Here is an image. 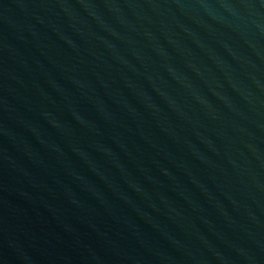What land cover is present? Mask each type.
Listing matches in <instances>:
<instances>
[{
  "label": "water",
  "instance_id": "water-1",
  "mask_svg": "<svg viewBox=\"0 0 264 264\" xmlns=\"http://www.w3.org/2000/svg\"><path fill=\"white\" fill-rule=\"evenodd\" d=\"M0 264H264V0H0Z\"/></svg>",
  "mask_w": 264,
  "mask_h": 264
}]
</instances>
